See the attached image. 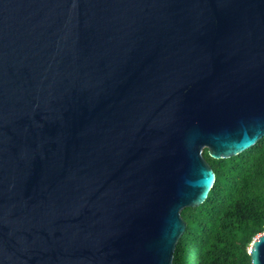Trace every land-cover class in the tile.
<instances>
[{
  "label": "water",
  "instance_id": "95a60500",
  "mask_svg": "<svg viewBox=\"0 0 264 264\" xmlns=\"http://www.w3.org/2000/svg\"><path fill=\"white\" fill-rule=\"evenodd\" d=\"M263 139L264 0H0V264H173Z\"/></svg>",
  "mask_w": 264,
  "mask_h": 264
},
{
  "label": "trees",
  "instance_id": "16d2710c",
  "mask_svg": "<svg viewBox=\"0 0 264 264\" xmlns=\"http://www.w3.org/2000/svg\"><path fill=\"white\" fill-rule=\"evenodd\" d=\"M204 157L216 182L202 205L183 211L173 264H252L251 245L264 234V139L229 159Z\"/></svg>",
  "mask_w": 264,
  "mask_h": 264
}]
</instances>
